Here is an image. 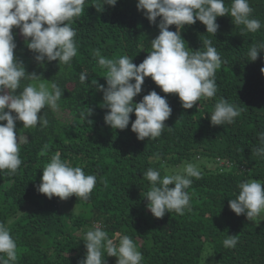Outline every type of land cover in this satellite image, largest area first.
I'll use <instances>...</instances> for the list:
<instances>
[{"label":"trees","instance_id":"obj_1","mask_svg":"<svg viewBox=\"0 0 264 264\" xmlns=\"http://www.w3.org/2000/svg\"><path fill=\"white\" fill-rule=\"evenodd\" d=\"M102 2L85 0V10L74 18L71 26L77 32V55L70 66L57 61L37 63L19 29H13L16 57L27 73L49 80L47 83L56 82L64 90L59 109L69 117L62 121L45 107L38 115L44 113L47 127L25 129L22 122H16V132L29 140L20 148L22 164L15 174L0 171V222L9 227L17 243L15 264H78L86 252L84 231L96 223H102L117 242V233L131 237L143 254L142 264H202L207 253L217 264H264V221L256 225L228 206L241 182L264 181V159L253 152L260 146L258 134L264 131V52L258 53L255 61L247 55L252 46L264 42V0H249L252 17L262 24L255 33L235 25L227 15L216 18L219 28L215 37L206 33L199 21L181 30L188 48L204 51L207 39L220 54L223 63L215 74L217 96L202 98L185 110L175 94L163 93L145 77L142 92L133 102L155 90L166 98L172 113L164 122L170 129L143 141L131 131L134 114L124 130L105 125L107 109L100 107L103 94L87 84L96 79L106 86L102 77L106 73L94 58L95 49L113 60L132 57L139 65L159 30L137 10L136 0H118L115 6L101 8ZM231 4L232 0H225L226 7ZM169 30L175 31V26ZM85 70L89 78L82 84L79 74ZM220 97L237 105L241 115L230 125L212 126L209 117ZM56 152L86 175L97 177L88 201L75 195L65 199L79 204L78 213L61 212L59 202L65 200L48 199L36 191L42 169ZM154 155L160 159L155 160ZM186 161L199 163L203 171L187 189L190 210L155 218L146 207L150 182L143 173L153 168L163 176L166 167ZM226 235H237L235 248L223 246Z\"/></svg>","mask_w":264,"mask_h":264},{"label":"clouds","instance_id":"obj_2","mask_svg":"<svg viewBox=\"0 0 264 264\" xmlns=\"http://www.w3.org/2000/svg\"><path fill=\"white\" fill-rule=\"evenodd\" d=\"M117 2L103 0L101 8L103 5L115 6ZM84 4L85 0H0V122H4L0 123V171L15 174L22 164L20 148L29 140L16 132V122H22L25 129L47 127L49 121L44 113L38 114L45 107L57 110L64 91L56 82L47 83L45 81L49 80L26 72L14 52L13 29H19L37 63L57 61L58 65L70 66L77 55V32L71 24L85 10ZM136 8L159 30L149 43L151 51L136 65L132 57L125 55L113 60L95 49L94 58L106 73L102 76L106 86L96 79H91L87 85L103 94L100 107L107 109L103 117L105 125L124 130L130 123V114H134L131 131L143 141L155 139L165 128L170 129L164 122L172 113L166 98L155 90L144 95L138 103L133 102V98L142 92L145 77H150L163 93L175 94L185 110L193 108L202 98L217 96L215 74L223 63L221 56L207 39L203 41L204 51L188 48L181 36L186 25L199 21L205 26V32L215 37L219 28L217 17L230 16L235 25H243L252 33L260 30L262 24L252 17L249 0H232L230 8L225 6V0H136ZM173 25L176 30H169ZM261 52H264V42L252 46L247 55L250 61H255ZM261 71L264 72V68ZM88 78L86 70L80 72V83L86 84ZM25 80L36 83L23 84ZM90 113L91 109H88V115ZM240 115L241 109L237 105L220 97L209 117L210 124L230 125ZM258 137L260 146L253 152L264 159V131ZM154 159L158 161L159 155H154ZM199 159L196 157L197 161ZM166 171L163 176L153 168L143 173L150 182V190L145 194L146 207L155 218L171 211L183 215L186 209L190 210L191 196L187 189L193 178L200 179L203 175L197 162L186 161L178 168ZM96 183L95 175H86L81 167L72 166L56 152L42 169L36 191L48 199L55 196L65 200L75 195L86 202ZM238 188L235 198L228 199L230 210L259 225L264 221V181H243ZM117 237L118 242L110 238L102 223L88 228L83 235L86 252L78 264H107L106 255L116 257V264H142L144 257L134 240L119 233ZM222 243L225 248H235L238 237L226 235ZM16 261L17 243L9 227L0 222V264H15Z\"/></svg>","mask_w":264,"mask_h":264},{"label":"rangeland","instance_id":"obj_3","mask_svg":"<svg viewBox=\"0 0 264 264\" xmlns=\"http://www.w3.org/2000/svg\"><path fill=\"white\" fill-rule=\"evenodd\" d=\"M56 113V115L62 120V121H66L69 117L65 112H62L59 108L57 110L54 111ZM203 162V160H201L199 163ZM181 166V165H179ZM179 166L176 167H166L165 168V174H167L166 170H171V169H176ZM59 209L61 212L63 213H78L80 206L78 203H76L75 201H71L70 203L65 201H61L59 202ZM116 257H111V256H107V264H116ZM202 264H217L215 262V260H213V257L210 253H207L204 255L203 258V263Z\"/></svg>","mask_w":264,"mask_h":264}]
</instances>
